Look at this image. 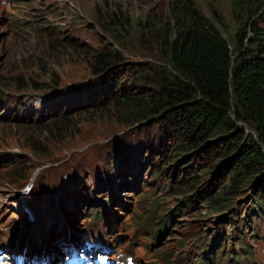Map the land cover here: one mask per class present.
Returning <instances> with one entry per match:
<instances>
[{"label": "rangeland", "instance_id": "rangeland-1", "mask_svg": "<svg viewBox=\"0 0 264 264\" xmlns=\"http://www.w3.org/2000/svg\"><path fill=\"white\" fill-rule=\"evenodd\" d=\"M152 1L0 0V247H14L22 238L41 243V233L67 229L63 249L82 232L110 246L112 258L124 252V259L132 256L137 264H198L197 256L207 257L204 246L213 241L209 264L219 263L222 250V264H241L236 261L240 253H245L243 264H264V215L245 214L255 202L252 190L215 212L206 196L189 198L197 189L180 188L187 176L183 171L173 168L154 176L156 168L147 161L162 165L166 156L158 162L148 140L163 155L168 147L160 141L158 124L131 123L110 113L64 116V110L81 106L92 78L89 52L102 46L104 36L97 19L116 14L131 20ZM197 2L209 16L210 7H219L231 38L236 27L231 0ZM167 3L155 0L153 6L165 13ZM255 23L264 28V9ZM128 48L131 59H150ZM24 114L26 119L17 118ZM215 183L212 191L220 188ZM92 195L113 200L108 215L95 221L88 218L91 205L103 207L99 199L91 202ZM156 202L160 214L180 211L160 241L151 243L140 227ZM213 255L218 257L214 262Z\"/></svg>", "mask_w": 264, "mask_h": 264}, {"label": "trees", "instance_id": "trees-1", "mask_svg": "<svg viewBox=\"0 0 264 264\" xmlns=\"http://www.w3.org/2000/svg\"><path fill=\"white\" fill-rule=\"evenodd\" d=\"M153 3L131 20L116 14L97 19L104 36L102 46L89 52L94 62L92 78L85 84L81 106L64 110V116L90 112L122 116L131 123L151 120L159 125L160 141L168 146L163 155V149L148 140L149 152L158 162L166 156L162 165L147 161L156 168L154 176L173 168L183 171L187 176L180 188L197 189L189 198L206 196V204L215 212L229 209L246 189L252 190L255 202L245 214L262 218L264 28L255 20L264 9V0H231L236 23L231 38L226 35L229 26L218 6L210 7L209 16L197 0H168L165 13ZM128 46L134 47V56L150 59H131ZM215 180L218 191L210 189ZM96 197L92 195L91 202L100 200L103 209L91 205L93 212L88 218L94 221L108 215V204L113 203L110 195ZM143 198L140 195L139 200ZM183 202L188 203L186 199ZM159 206L158 202L152 206L140 227L151 243L160 241L180 211L175 208L160 214ZM78 234L86 237V233ZM25 241L18 242L21 246ZM29 244L34 251L43 249ZM214 246V241L204 246L209 252L207 257L197 256L198 264H209L208 253ZM244 255L236 256L237 263L243 264ZM224 256L222 250L218 264Z\"/></svg>", "mask_w": 264, "mask_h": 264}, {"label": "bare ground", "instance_id": "bare-ground-1", "mask_svg": "<svg viewBox=\"0 0 264 264\" xmlns=\"http://www.w3.org/2000/svg\"><path fill=\"white\" fill-rule=\"evenodd\" d=\"M71 229V228H70ZM72 230V229H71ZM70 236V230L64 229L62 231L57 230L52 235L51 234H42L40 235V242L47 246V249H51L53 252L48 253L47 258L52 259L55 249L59 246H63V242L66 238ZM61 252L55 254V259H59Z\"/></svg>", "mask_w": 264, "mask_h": 264}]
</instances>
